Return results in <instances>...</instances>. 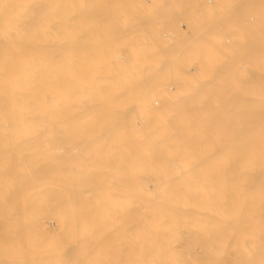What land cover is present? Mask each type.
I'll return each instance as SVG.
<instances>
[{
    "label": "bare ground",
    "instance_id": "6f19581e",
    "mask_svg": "<svg viewBox=\"0 0 264 264\" xmlns=\"http://www.w3.org/2000/svg\"><path fill=\"white\" fill-rule=\"evenodd\" d=\"M72 1L0 0V264H110L111 259V263L114 264H264V96L253 100L243 95L247 97V100L244 99L247 102L246 108V104L244 107H242L243 104H240L243 102L242 93L244 91L238 92V86H243L246 83L251 89L259 88L258 81L255 79L253 81L252 78H259L258 75L255 77V72L257 73L261 67L259 65L264 64V17L257 19L261 20L262 22H259L263 24L260 23V25L257 22L258 25H253L251 22L253 16L251 17L252 14L250 15L248 10L251 20L249 18L250 22L248 21L247 24L243 22L244 19H237L239 14L243 15V9L241 10L240 7L242 12H237L239 14L235 18L236 20H231L232 17H230L236 12L229 14L230 21L234 20V25L239 26L241 30L240 33L247 28L249 31V33L247 30V32L245 31L248 38L244 37L247 44L242 43L245 41L240 38L242 33L241 35L239 33V41L236 40L237 43L234 45L237 47L233 48L234 51L231 48L233 54H237L235 51L241 53L245 47V53H250L248 58L250 72L248 73L253 71V75L247 76L246 83L238 81L240 78H235L236 81L233 78L230 80L231 77L228 79L229 76L236 73L237 69L233 68L236 63L233 64V62L237 57L240 58L237 56L240 53L233 55V57H237L232 60V55L229 54L230 59L227 58L223 65L222 60H218L219 53L217 52L223 53L227 41H225L221 53L222 48L218 51L213 48L218 37L212 36V32H210V38L206 32L208 35L206 37L209 38L210 46H212L211 48L206 47L209 48L206 53L213 54L214 52L216 57L218 56L217 63L220 62V65L223 66L219 64L217 66L214 54V56H206V61L202 63L197 73H193L194 75H191L190 72L183 74L185 71L182 70V75L179 72L182 78L176 79L179 82L178 86L171 87L174 84L169 83L171 84L169 85V81H166V85L171 87L169 89L166 86V89L165 83L160 82L164 78L162 77V72L166 70L164 66L169 67L170 65L173 69V64L176 61L174 65H183L185 62L181 64L179 61L184 59L178 60L181 54L177 55L178 59L175 57V61L171 59L172 64H170L171 61H165L167 63L161 69H158V64L143 66L136 61L140 60L137 59L139 54L141 56L147 54L145 45L150 43L152 51H159L160 54L167 52L166 49H169L170 46L164 49L162 45L164 42L166 45L170 42L163 41L162 38L167 39L171 33L177 35L179 30L184 32V29L181 30L179 27V30L176 29L177 32H172L177 26L176 23L181 26L178 21L174 26L175 21L172 20V22L169 21L170 25L174 26L170 27L169 25L173 29L171 33H168L169 30L163 29L165 33L162 35L163 37H154L148 32L151 27L149 23L154 22L158 17L163 20L167 16L166 21L173 9L178 8L177 10H179L184 6L182 8L184 10L188 7L187 5L191 7L189 11L193 13L192 16L195 15V22L200 17L201 21L207 17V14L210 15V12L217 10L206 9L210 3L216 5L212 0H207L209 3L207 2L206 8L200 5L199 0H171L165 4L156 3L160 6L167 5L168 8L165 9L164 6H161V9L157 7L156 9L154 7L152 12L155 13L151 16L152 18H149L147 13H151L149 10L153 6L147 8L149 10L146 11V14H142L136 8H126L129 5L125 0L122 1L125 2L124 6L126 7L124 8L126 9L121 7L122 1L115 0L119 2L120 8L116 9L117 13L115 12L119 16L120 13L121 16H125L126 13H130V16L138 15L137 18H133L138 24L137 27L134 21L132 22L133 27L129 26L135 27L136 30L126 29L132 36V38H129L130 35L126 38H129L130 41L133 39L132 44L126 43L127 41L124 40L126 47H130L129 44L131 46L140 44L139 47L143 51H139L138 46V50L135 47V50L130 47L128 52L131 53V56L119 57V62L114 63H122L121 65L106 67L102 66L100 64L102 62L98 59L93 58L90 59L93 63L88 66L89 57L86 55V51L92 49L95 51L93 54L98 56V50H102V46L106 48L105 44L111 45L108 42L111 41L110 38L102 41L103 43L92 44L87 38H83V34L72 36L74 39L77 37L79 39V36H82L81 40L75 39V41L71 36H68L67 32H70V28L76 27H70L75 19L70 20L69 15L72 13L74 16L79 15L76 14L78 10L74 8L77 6L80 9L81 6L78 3L79 0L78 2L74 0L75 3ZM213 1L218 3L219 0ZM220 1H222L221 3L225 2L222 5L219 2L217 5L225 8L230 5L229 9L238 8V5L242 6L243 4L247 9H252L253 4L257 7L256 3H258L253 0L247 1V3L237 0H233L234 2L232 0H230L231 2H228L229 0ZM87 2L89 1L86 0ZM70 3L72 4L70 5ZM258 4L260 8L264 2ZM94 5L93 7H95ZM69 6L73 7H71V13H69ZM93 7L91 6L92 10ZM261 7L264 8L263 5ZM163 8L164 12L168 11V13H165V16L161 18ZM221 8L223 9V7ZM120 9L125 11V14L119 11ZM92 10L91 16L98 8L93 10V14ZM159 11H161V16ZM224 11L221 16L219 13L220 17ZM261 11L264 15V9ZM79 12L82 13L83 10ZM186 13L188 14V12H183L185 15ZM97 14L93 17H96ZM119 16L116 18L118 19ZM99 17L94 20H98ZM173 18L177 19L175 15ZM79 20L81 21V19ZM101 20H104V17ZM205 20L202 22L203 24ZM225 20H221L222 24ZM195 22L194 24L192 22L194 27L191 28L190 23L188 26L189 31H195L192 32V36L198 37L196 34L198 24ZM77 23H73V25H77ZM78 24L80 26L83 23L79 22ZM212 24H210L211 27ZM84 25L88 26L87 23ZM145 25H148V31ZM234 27L232 26V28ZM75 30L79 31L78 28L73 31L76 32ZM219 31L218 33H220ZM237 34L236 31V36ZM248 34L250 35L248 36ZM134 37L136 38L134 39ZM180 37V35L172 37V42L175 41L173 44L185 40L182 37L180 40ZM212 38L213 43L211 42ZM225 38L227 39V37ZM228 38L230 40V37ZM234 39L232 40L233 44L235 43ZM155 40L160 44L154 43ZM209 40L205 39L202 42ZM124 41L121 42L124 43ZM122 43L119 46H125ZM112 44L115 45V42ZM241 44H244V48ZM177 45L179 44L177 43ZM186 45H189L188 42ZM217 45L219 46L218 43ZM228 45L233 46L232 44ZM228 45L225 50L229 48ZM218 46L217 48H220ZM171 47L177 48L173 45ZM172 48L169 51H173ZM176 48L175 50H177ZM237 48L238 50H236ZM191 50L193 49L191 48ZM196 51L198 52V50ZM228 53L230 52L228 51ZM143 56L141 60L145 59L142 61L152 60ZM174 56L176 54L171 58L174 59ZM211 57L213 58L211 59ZM121 59L123 61H120ZM160 60L164 64L163 58ZM213 61L216 65L211 64ZM240 61L242 62L239 60L237 63ZM72 62L73 64H71ZM141 65L144 67L143 70H140L143 68ZM180 65L178 68L175 66V70H172L173 73L181 71L178 70ZM262 66L259 69H263V72H260L261 80L264 79L261 74L264 73V65ZM222 67L226 70L223 71ZM184 68L186 69V67ZM242 68H240V72ZM138 70L141 72L137 73ZM222 71L227 72L223 77H221ZM219 73L223 79H218ZM230 73L233 75H229ZM72 76L74 79L71 82ZM163 76L166 77L165 74ZM225 77H227L226 80ZM179 79L181 82L178 81ZM172 81L175 80L172 79ZM259 85L264 90V81ZM253 91L254 88L251 91V98L254 97ZM262 92L264 93V91ZM156 97L158 103L155 101ZM228 104H230L229 108H227ZM243 108H245L244 111L247 110L246 113L244 112L245 114L236 112L238 109L239 112H242L240 109L243 110ZM223 109L227 110L224 112ZM211 128H213L212 133L210 132ZM85 131L91 133L87 135L88 137L85 134L88 140L86 137L84 140L86 139L88 144H97V146L102 144L101 148H106L105 145H110L111 142L116 145L128 141L131 152L127 155L131 156V160L125 155L126 153L121 155H125L128 162L131 161L130 165L127 163L130 168L127 174L131 173L133 177L130 174L129 180L124 179L125 176L120 177L123 178L122 180L116 179L117 176L114 177L116 180L108 177L106 178L109 180L105 177L103 178L105 180L102 177H100L101 179L91 177V179L86 173L89 178L86 176L88 179H84L79 171L76 176L81 175V179L78 176L79 179L74 177L69 181L67 178H61L60 176L63 174L59 169H65V166L69 165L68 156L64 153L66 149L68 150L66 148L68 143L72 141L73 137L77 142L80 136V141L83 140L82 136ZM71 133L75 136H72ZM224 133H229L230 136L229 142L227 139L224 142L227 144L225 146H223ZM207 134L212 136L210 139L217 135V137H223L222 142L220 140L217 143V139H209V143L215 141L213 143H217L215 144L217 146L207 147V143L205 144L208 140ZM127 136H130L129 139H126ZM73 143L75 144V142ZM74 144L71 146L73 147ZM78 144L77 146H79ZM1 147L5 149L4 155H1L4 151L3 148V151L1 150ZM11 147H18V149H14V151ZM117 147L119 149V146ZM120 148L123 149L121 146ZM206 149L212 150V155L211 152L209 154L214 156V159L222 157L221 164L220 161L216 163L217 160H212L215 161L216 167L221 166L220 170L212 171V163L207 165L211 170L208 167L209 171L203 168L206 164L204 162V165L199 160ZM121 152L117 153L114 150L116 154ZM206 153L203 155L204 158H206ZM107 154L112 153L110 151V154L108 152ZM115 157L113 158L115 159ZM123 159L120 158L121 162ZM81 163L80 161V166H82ZM121 164L124 165V163ZM75 166L78 168L76 164ZM114 170L113 172H115ZM120 170L121 175L122 168ZM64 174L66 173L64 172ZM210 174L211 176H209ZM69 175L71 174L69 173ZM126 214H130L129 217ZM114 217L118 218V221ZM51 221L58 224V229H51L49 226ZM125 221L129 226L127 223L125 224ZM121 231H123L122 236H120ZM124 231L128 235H125ZM116 232L117 234L120 232L116 235L117 238L120 237L118 238L121 240L120 246L125 249L120 250L118 245V250L123 252L119 255L121 257L118 256V259L113 257L114 260L111 255L113 249L111 247L116 239V236H112ZM128 253V257H125Z\"/></svg>",
    "mask_w": 264,
    "mask_h": 264
},
{
    "label": "rangeland",
    "instance_id": "374dc122",
    "mask_svg": "<svg viewBox=\"0 0 264 264\" xmlns=\"http://www.w3.org/2000/svg\"><path fill=\"white\" fill-rule=\"evenodd\" d=\"M73 1H74V0H73ZM73 1H72V3H75V2H73ZM83 1H84L85 3H84ZM88 1H89L90 3H89V2L86 3V0H82V1L79 0V2H78V0H77V2L80 3L81 6H82V7H81V6L79 7L80 9H78L77 6H76V7H77V8H76L75 6L72 5L73 7H75L74 9L78 10V11L76 12V10L73 9L74 12H76V14H79V15H77V16L75 15V16H74L73 13H72V15H71V14H70V15L68 14V15H69V18L71 17L70 20H74V19H75V20H74L75 22L73 21L72 24H70V27H73V26L75 27V26H76L75 28H78L79 31H76V30H75L76 32H74L73 30H74L75 28H74V27H73L74 29L70 28V30H69L70 32H67V34H69L68 36H69V37L71 36V38H72V36L75 37V36H74L75 34H79V35H80V34H81V35L83 34V35H82L83 38H85V39L87 38L90 42H92V44H94V43H96V42L98 43V42H102V41H104V40H108L109 38H110L109 40H111V41L113 40L112 42H111V41H108L109 43H111V45L108 46V44H105V45H107L106 48H104L105 46H104V47L102 46V48H101L102 50H98V56H95V55L93 54L95 51L92 50V49H88V50L86 51V55L89 57V58H88V63H87L88 66H89L90 64L93 63L92 60L90 61V59H92V58H93V59H98L100 62H102V63H100V62H99V63H100L102 66H105V67H106V66H112V65H121L122 63H121V64H114V63H118V62H119V60H118L119 57H124V56H125V57H128V56H131V53L128 52V51H130V50H129L130 47H131L132 49H134V50H135V48H136V50L140 49L139 51H143V50L139 47L140 44L137 45L139 48H138L137 46H134V45H132L133 47L131 46V44H132L131 42H132L133 39L130 41L129 38H132V36L130 35L129 31H127V30H131V29H135V30H136L135 27H134V28H131V27H129V26L134 25V24L132 23L133 21H134V23H135V20H133V18H134V19L137 18V16H138L137 14H136L137 16L132 15V14H131L132 16H130V13H126V14H128V15H126V14L124 13L125 11H121V9H120L119 11H121L123 14H125V16H124V15L121 16V13H120V16H119L118 14H116V13H117V10L120 8V6L118 5V4H119V2H118L119 0H118V1H115V0H114L115 2H114L113 0H91V1L88 0ZM120 1H122V0H120ZM125 1H126V4L128 3L129 6H127V7L124 6V5H125V2L122 1V3L124 2V4L120 3V5H121V7L123 6V7H122L123 9H126V8H128V7H129V8H136V10H137V11H140V13H142V14H146V11L148 12V10H149V9H147V8H150V6H151V7L153 6V7L150 8L149 11H151V13H153L152 11L154 10V9H153L154 7H155V8L157 7L158 9H159V8L161 9V8L164 6V5H161V6H162V7H161L160 5H157L156 3H158V4H162V3H163V4H165L166 2L171 1V0H125ZM199 1L202 3V4L200 3V5H202V6L205 7V8H206V4H207V2L209 3V1H207V0H199ZM215 1H216V0H215ZM237 1H238V2L245 1L246 3H247V1L250 2V0H237ZM253 1L258 2V3H259V2H260V3L264 2V0H253ZM253 1H252V3H253ZM70 2H71V1H70ZM77 2H76V3H77ZM81 2H82V3H81ZM112 2H113V3H112ZM180 2H181V1H180ZM205 2H206V3H205ZM212 2H213V4H216V5L214 6V5H212V3H210V4L207 5V8H206V9H210V11H212V10H214V9H217V10H216V11L214 10L215 12H210V15L207 14V17L204 15V17H206V18H203V17H202L203 19H202L201 21H200L201 17L199 16V17H200V18H198L199 21L196 19L197 21L195 22V19H194V18H195V15L192 16L193 13H191V11H189V9L191 10V7H189V5H187L188 7H186V5H185V7H186V9H184L185 11L182 10V8H184V6L181 7V8L179 9V10H180V11H179V10H177L178 8H176L175 6L172 5L174 8H176L175 10L178 12V14H177V12H176L174 9H173V10L171 9V10H172V14L170 13L171 15H170V17H168L169 19L165 21V18L167 17V16H165V13H168V11H167V12H164V8H163V9L161 10V11L163 12L161 15H163V16L160 15L161 11H159V15L161 16V18L165 16L163 20H160V19H159L160 17H158V16L155 15V16L158 17V18H157L156 20H154V22L149 23V25H151V27L149 28V31L147 30V26H148V25H145V26H146V30H147L148 32H150V34L154 35V37H159V36L163 37L162 35L165 34L164 31H163V29H164L165 31H168V30H169L168 33H171V30H173V29L170 28V27L173 26V24L171 23L172 25H170V22H172V20L175 21V22H174V26H175V23H176L177 21H178V23L181 24V26H179V24L176 23L177 26H175V28H174L175 30H173L172 32H177V30H179L180 28H181V30L184 29V32L181 31L182 33H181L180 30H179V32L177 33V35H175L176 33H175L174 35H173V33H171V34H169V35H168V33H166V35L169 36V37L167 38L168 40H167L165 37H163L164 39L162 38L163 41L166 40V42H170V43H167V45H166L165 42L163 43L162 47H163L164 49H166L167 46H168V47L170 46L169 49H171V48H172L171 46L173 45V47H174V46H177V48L175 47L177 50H175V48H172L173 51H171V50L169 51V49H166V50H167V52H166V51L163 50V48L161 47L162 50L165 51L166 53L164 52L163 54H162V53L160 54L159 51H156V52L152 51V45H151V43H150V44H147V45H145V51L147 52V54L145 53L146 55L144 54V56L147 57L148 59H152V60H148V62H147V61H142V60L145 59V58H144V59L141 60V58H142L143 55L141 56L140 54L138 55V54L136 53V54L139 56L137 59H138V60H139V59L141 60V62H140V60H139L138 62L136 61V63H139V64L141 63V64H143V66L158 64V65H157V66H158V69H161V68L165 65V63H167V62H165V61H171L170 64H172V60L175 61L176 59H178V56L181 54V56H179L180 58H179L178 60L184 59V60L179 61L181 64H183V63L185 62L183 65H180V64H179V65H180V69H178V70H181V71H177V69H176L177 72H175V73H173L174 71H172L173 69L175 70V66H177V68H178L179 65H174V64H176L177 61H176V62L173 61V62H174V64H173V69H172V66H170V65H169V67L166 66V65L164 66L165 69H166V70H165V69H164V70H165L166 72H165V71H164L165 73L162 72V77H164V78L160 77V78H162V79L160 80V82L162 81V83H165V88H166V86L169 87V89H170L171 87L178 86L179 82H177L176 79H178V78L181 79V78H182V77H180V76L182 75L183 71H185L183 74H185V73H186V74H189V72H190L191 75H194L195 73H197V71L199 70V68H200V66L202 65V63H203L204 61H206V56H211V55H212V56L215 55L216 60H214V59H213V60L216 62L217 66H218V64L220 65V62L217 63L218 60H222L221 62H223L222 64L224 65V62L227 61V58L230 59V57H231V56H228L229 54L232 55L231 60H232L233 58H236L237 56H239V57L241 58V59H240V58L237 57V59L242 60L243 63H242L241 61H240V63H237V62L239 61V60L237 61V59H234V62H233V64L236 63L235 66H233V68L235 67V69L238 70V71L236 70V73H235L234 75H238V74H239L240 76H239V75H238V76H234L232 73H230L229 75H233V76H234V77H233V76H229V75H228V76H229L228 79L231 77L230 80L233 78V79L236 81L238 78H240V79H238V81L241 80V81H243L244 83H246V81H248V79H247L248 77H247V76H248V75L250 76V74L253 75V71H251L250 74L248 73V72H250V70H249L250 65H249V63H248V62H249L248 58H249V54H250V53L247 54V53H245V51H244L245 48H246V47L244 48V44L246 43V40H245L244 37L246 36L245 34H246V32L248 31V28L245 29V30H243L244 32H241L243 37L240 36V38H241V39H244V41H245V42L242 41V43H244V44H241L242 47L244 48V50L241 48L243 51L240 49V50H241V53L239 52L240 54L238 53V51H235V52H237V54H239V55H237V54L234 52L237 56H236V57H233V55L235 56V54H233V52H231V51H232V50L234 51V49L237 47V46L234 47V45H236V43L239 41L238 38H239V33H240L241 30L239 29V26L237 27V26L234 25V20H233L232 22L230 21V17H232L231 20L237 18V15L239 14V13H237V12H242L241 10L243 9V12H242L243 15L240 16V14H239V17H238L237 19L240 18V20H241V19H242V20L244 19L245 21L247 20L246 22L243 21L244 23L247 24L248 21L250 22L251 17L253 16L252 19L254 20V22H253V20H251L252 24H253V25H258V23L260 24L262 21H261V20H257V19H259V18H262V19H263V17H264V15H262L263 11H261V10L264 9V8L261 7L262 5H263V7H264V4H262V5L260 4V5H261L260 8L258 7V5H259L258 3H256V4H257V7H256L255 4H253L252 9H250L249 7H248L249 9H247V7H246V6H243V5H244V4H243L242 6L238 5V8L233 7V8L235 9V10H234V9H229V8H228L230 5H229V6L226 5V6H228V7H226V8H225L224 6H219V5H217L219 2H220V3L222 2V1H220V0L218 1V3H217V1L214 3L213 0H212ZM224 2H225V1H224ZM224 2H223V3H224ZM228 2H231V1L229 0ZM232 2H234V1L232 0ZM245 2H244V3H245ZM255 2H254V3H255ZM72 3H70V5H71ZM78 3H77V4H78ZM83 3H84V5H86V6H84ZM92 3H93V5L95 4V5H94L95 7H93V5H90V4H92ZM111 3H112V4H111ZM115 3H116V4H115ZM203 3H204V4H203ZM223 3H221V5H222ZM80 4H78V5H80ZM88 4H89V5H88ZM155 4H156V5H155ZM74 5H75V4H74ZM114 5H115L116 8L114 7ZM72 6H71V7H72ZM89 6H90V7H89ZM91 6L93 7V10H94V11L98 8V10H97L98 12L95 11L94 15H92V16H91V10H92ZM112 6H113V7H112ZM117 6H119V7H117ZM178 6H179V5H178ZM208 6H209V8H208ZM212 6H213V7H212ZM231 6H232V5H231ZM250 6H251V5H250ZM254 6H255V7H254ZM71 7L69 6V8H70V12H69V13H71ZM73 7H72V8H73ZM124 7H126V8H124ZM164 7H165V9L168 8L167 5H165ZM199 7H200V6H199ZM216 7H218V8H216ZM221 7H223V9H222ZM239 7H240L241 10L239 9ZM84 8H85V9H84ZM89 8H90L91 10H90ZM117 8H118V9H117ZM157 8H156V9H157ZM213 8H214V9H213ZM219 8H221V9L218 10ZM224 8H225V11H224ZM227 8H228L229 10H228ZM245 8H246V9H245ZM116 9H117V10H116ZM123 9H122V10H123ZM146 9H147V10H146ZM152 9H153V10H152ZM226 9L229 11V13L227 12ZM236 9H237V11H236ZM253 9H254V10H253ZM256 9H258V10L256 11ZM82 10H83V12L80 13L79 11H82ZM93 10H92V14H93ZM108 10H109V11H108ZM114 10H115V11H114ZM171 10H169V11L171 12ZM181 10H182V11H181ZM222 10L224 11L225 14L223 13L224 16L222 15V17H220L221 14H222V12H223ZM245 10H246V13H245ZM247 10H248L250 13H249ZM251 10H252V12H251ZM88 11H89V12H88ZM107 11H108V12H107ZM113 11H114V13L116 12L115 15L113 14ZM119 11H118V12H119ZM165 11H166V10H165ZM221 11H222V12H221ZM255 11H256V13H255ZM259 11H260V12H259ZM156 12H157V11H156ZM180 12H181V14H180ZM183 12H184V13H185V12H188V14L186 13V15H185V14H183ZM231 12H232V13H235V12H236V13H235L236 16H235L234 14H232ZM258 12L260 13L259 15H258ZM86 13H87L89 16H88ZM96 13H98L99 16L102 15V14H103V15L99 17L98 14H97L96 17H93V16H95ZM151 13H150V14H149V12L147 13V15L149 16V18H150L151 16H153L155 12H154L152 15H151ZM189 13H190L191 15H190ZM213 13H214V14H213ZM216 13H217V14H216ZM219 13H220V16H219ZM230 13H231L232 15H230V17H229V14H230ZM244 13H245V14H244ZM248 13H249L250 15L252 14L251 17L248 15ZM82 14H83V16H82ZM110 14H111V15H110ZM112 14H113L115 17H114ZM134 14H135V12H134ZM176 14H177V15H176ZM85 15H86V16H85ZM157 15H158V13H157ZM166 15H168V14H166ZM172 15H173V16H172ZM174 15H175L176 18L179 16L178 18H182V17L185 18V17H186V19H183V18H182V19H178V18H177V19H178V20H177V19L173 18ZM181 15H183V16H181ZM214 15H215V16H214ZM217 15H218L220 18H219ZM225 15H227V16L225 17ZM106 16H107V17H106ZM112 16H113V18H112ZM117 16H119L118 19L116 18ZM134 16H135V17H134ZM144 16H146V15H144ZM184 16H185V17H184ZM201 16H202V15H201ZM208 16H209V17H208ZM76 17H77V18H76ZM78 17H79V18H78ZM92 17H93V18H92ZM97 17H99L98 20H94V19H96ZM103 17H104V20H101V19H103ZM146 17H147V16H146ZM189 17H190V18H189ZM196 17H197V16H196ZM217 17H218V18H217ZM224 17H225V18H224ZM227 17L229 18V20H228ZM233 17H234V18H233ZM245 17H247L248 19L245 18ZM256 17H258V18H256ZM115 18H116V19H115ZM119 18H120V19H119ZM149 18H148V19H149ZM151 18H152V17H151ZM171 18H172V19H171ZM188 18H189V19H188ZM191 18H192V19H191ZM216 18H217V19H216ZM249 18H250V20H249ZM255 18H256V19H255ZM77 19H78V20H77ZM79 19H81L82 22H81ZM82 19H84V20H82ZM138 19H139V17H138ZM145 19H146V18H145ZM148 19H147V20H148ZM158 19H159V20H158ZM166 19H167V18H166ZM174 19H175V20H174ZM205 19H206L207 21H206ZM219 19H221L222 21H223V19H226V20H225V21L223 22V24H222V21L219 20ZM87 20H88V21H87ZM179 20H180V21H179ZM188 20H189V22H188ZM193 20H194V21H193ZM204 20H205V22H204V24H203L202 22H203ZM211 20H213V21H215V22L212 24L213 21L210 22ZM218 20H219V21H218ZM235 20H236V19H235ZM77 21H78V23L80 22V24L83 23L82 25H80V26H82L83 28L79 26V24L77 23ZM83 21H85V22H83ZM106 21H107V22H106ZM137 21H138V20H137ZM137 21H136V22H137ZM167 21H168V22H167ZM169 21H170V22H169ZM184 21H185V22H184ZM228 21H229V22H228ZM259 21H261V22H259ZM187 22L190 23L191 28H192V26L194 27V25H192V22H193V24H194V22H195V24H198V25L196 26V27H198V30L196 31V34L198 35L199 39H198V37H196V36H192L193 33H194L195 31H194V32L192 31L193 33H192L191 31H189L190 28H189V26H188L189 24H188ZM200 22H201V23H200ZM217 22H219V23H217ZM236 22H237V21H236ZM238 22H239V21H238ZM257 22H258V23H257ZM73 23H74V24L77 23V25H78L80 28H79L77 25H73ZM84 23H85V24L87 23L88 26L84 25ZM130 23H132V24L130 25ZM137 23H138V22H137ZM168 23H169V24H168ZM205 23L209 25V26L207 25V27H209V28H207V27L204 28V27L206 26ZM225 23H226L227 25H226ZM230 23H231V24H230ZM240 23H242V22H240ZM254 23H255V24H254ZM201 24H202V25H201ZM210 24H212L213 26L211 27ZM215 24H216V25H215ZM220 24H221V25H224V24H225V25H224V26H221ZM229 24H230V25H229ZM242 24H243V23H242ZM261 24H263V23H261ZM261 24H260V25H261ZM83 25H84V26H83ZM136 25H138V24L135 23V26H136ZM143 25H144V24H143ZM166 25H167V26H166ZM169 25H170V27H169ZM161 26H165V27H161ZM174 26H173V27H174ZM214 26H215L216 28H215ZM218 26H219V27H218ZM232 26H233V27L235 26V27L232 28ZM245 26H246V25H245ZM122 27H124L125 30L122 29ZM128 27H129L130 29H129ZM132 27H133V26H132ZM136 27H137V26H136ZM167 27L170 28V29H168ZM179 27H180V28H179ZM210 27H211V28H210ZM225 27H226V28H225ZM177 28H178V29H177ZM201 28H202V29H201ZM203 28H204V29H203ZM213 28H215V29H213ZM223 28H224V29H223ZM231 28H232V29H231ZM71 29H72V31H71ZM82 29H84V30L82 31ZM126 29H127V30H126ZM176 29H177V30H176ZM205 29H206V30H205ZM208 29H209L210 31H209ZM212 29H213V30H212ZM235 29H236V31L238 32L237 36H236V31H235ZM237 29H239V30H237ZM110 30L112 31L111 33H110ZM186 30H187V31H186ZM194 30H195V29H194ZM203 30H204L205 33L203 32ZM215 30H216V31H215ZM219 30H220V31H219ZM223 30H224V31H223ZM233 30H234V31H233ZM246 30H247V31H246ZM84 31H85V32H84ZM198 31H200V32H202V33H199ZM208 31H209V32H208ZM213 31L215 32L216 35L214 34ZM218 31H219L220 33H218ZM221 31H222V32H221ZM229 31H230V33H229ZM245 31H246V32H245ZM73 32H74V33H73ZM88 32H90V33H88ZM206 32H207V34H209V37H210V35H211L210 32H212V36L214 35V36L218 37V39L216 38L217 41H215V38L213 37V38H214V41H215V42H214V45L216 46V47L213 46V48H214V49L216 48L217 51H218L219 49L222 48V50H221V53H222V51H223V47L225 46V45H224L225 41H227V42H226V46H227L228 44H232L233 46L228 45L229 48H228V47H227V48L230 49V50H228V49L225 50V47H226V46H225V47H224V51H223V53H222V54H224V55L220 54V51H218L217 53H219V55H218V56H219V59L217 58L218 56L216 57V54H214V52H213L214 55H213V54H207V53H206V50L209 51V48H211L212 46H210L211 43H210L209 38L207 39L208 35L206 34ZM216 32H217V33H216ZM232 32H233V33H232ZM72 33H73V34H72ZM109 33L111 34V36L109 35ZM222 33H224V34H222ZM227 33H228V34H227ZM241 33H240V35H241ZM247 33H249V31H248ZM257 33H259V32H257ZM257 33H256V34H257ZM86 34H87L88 36H87ZM92 34H93V36H92ZM105 34H108V35L106 36ZM196 34H194V35H196ZM200 34H201V35H200ZM225 34H226V35H225ZM229 34H230V35H229ZM129 35H130L131 37H130ZM134 35H135V34H134ZM179 35L182 37V39H185L186 41L183 40L184 43H183L182 41H177L175 44H173L175 41L172 42V37L179 36ZM182 35H183V36H182ZM206 35H207V37H206ZM220 35H221V37H220ZM222 35H223V37H222ZM234 35H235V36H234ZM249 35H250V34H248V36H249ZM258 35H260V34H258ZM82 36H79V39L82 38ZM94 36H97V37H94ZM102 36H104V37H102ZM112 36H113L114 38H113ZM127 36H129V38H126ZM171 36H172V37H171ZM189 36H192L191 38H193V39H191ZM202 36H203V38H201ZM204 36H205V37H204ZM100 37H101V39H103V40H101ZM107 37H108V38H107ZM181 37H180V40H181ZM184 37H185V38H184ZM188 37H189V39H188ZM225 37H227V39H226ZM228 37H230V40H229ZM256 37H258V36H256ZM106 38H107V39H106ZM135 38H136V37H134V39H135ZM200 38H201V39H200ZM204 38H205L206 40H209V41H205V42L203 43L202 40H205ZM210 38H211V37H210ZM213 38H212V41H211L212 43H213ZM220 38H222V39L219 41ZM223 38H224V40H223ZM234 38H235V39H234ZM247 38H248V37L246 36V39H247ZM72 39H73L74 41H75V39H76V40H79L78 37L75 38V39H74V38H72ZM126 39H128V40H126ZM187 39H188V40H187ZM233 39L235 40V43H234V44L232 43V40H233ZM257 39H258V38H257ZM259 39H260V36H259ZM259 39H258V40H259ZM68 40H70V39H68ZM73 40H71V41H73ZM80 40H81V39H80ZM122 40H123V41H124V40L127 41L126 43H131V44H129L130 47L127 46V47H128L127 50H126L127 47H126V45H125L126 43H125V41H124V43H122V42H121ZM136 40H137V39H136ZM178 40H179V38H178ZM236 40H237V42H236ZM71 41H70V42H71ZM86 41H87V40H86ZM89 41H88V43H89ZM128 41H129V42H128ZM196 41H198V42L196 43ZM199 41H201V43H199ZM223 41H224V42H223ZM108 42L106 41V43H108ZM114 42H115V45L112 44V43H114ZM117 42H118L119 44H118ZM155 42H157V44H160V42L157 41V40H155L154 43H155ZM171 42H172V43H171ZM179 42H180V43H179ZM187 42H188L189 45H186ZM189 42H190V43H189ZM192 42H193V43H192ZM194 42H195V43H194ZM206 42H207V43H206ZM220 42H221L222 44H221ZM229 42H231V43H229ZM233 42H234V41H233ZM259 42H260V41H259ZM102 43H103V42H102ZM104 43H105V42H104ZM120 43L124 44L125 46H122V45L119 46ZM177 43H178L179 45H177ZM217 43L219 44V46L217 45ZM90 44H91V43H90ZM133 44H135L134 41H133ZM136 44H137V43H136ZM180 44H181V45H180ZM196 44H197V45H196ZM204 44H205L206 46H205ZM246 44H247V43H246ZM127 45H128V44H127ZM182 45H183V47H182ZM184 45H185V47H184ZM191 45H193V47H190ZM241 45H240V46H241ZM92 46H93V45H92ZM113 46H114V47H113ZM178 46L181 47V48H183V49L180 48V50H182L181 52H180ZM188 46H189V47H188ZM199 46H200V47H199ZM204 46H205V48H204ZM217 46L220 47V48H217ZM245 46H247V45H245ZM88 47H89V46H88ZM108 47H110V49H108ZM123 47H124V48H123ZM134 47H135V48H134ZM168 47H167V48H168ZM206 47H209V48H206ZM89 48H92V47H89ZM95 48H96V47H95ZM97 48H98V47H97ZM99 48H100V46H99ZM137 48H138V49H137ZM191 48H192L193 50H191ZM194 48H195V49H194ZM200 48H201V49H200ZM231 48H232V50H231ZM233 48H234V49H233ZM103 49H106V50H103ZM96 50H97V49H96ZM125 50H126V51H125ZM183 50H187V51H183ZM188 50H189V51H188ZM196 50H198L199 53H198ZM227 50H228L230 53H228ZM236 50H238V48H237ZM103 51H104V52H103ZM145 51H144V52H145ZM178 51H179V52H178ZM208 51H207V52H208ZM214 51H215V50H214ZM134 52H135V51H134ZM168 52H169V53H168ZM171 52L173 53L172 55H171ZM174 52H177V53H174ZM185 52L187 53L186 55H185ZM194 52H195V55H194ZM224 52L227 53V54L225 55ZM242 52L245 53V54H243ZM136 54H135V56H137ZM169 54H170V55H169ZM175 54H176V56H174V59L171 58V56H173V55H175ZM182 54H183V56H182ZM188 54H189V56H188ZM205 54H206V55H205ZM246 54H247V55H246ZM177 55H178V56H177ZM191 55H193V56H191ZM144 56H143V57H144ZM185 56H186V57H185ZM221 56L224 57V58H222ZM175 57H177V58L175 59ZM183 57H184V58H183ZM158 58H160V59L163 58V60H164V64H163V61L161 62V60L158 59ZM169 58H170V59H169ZM185 58H186V60H185ZM212 58H213V57H211V59H212ZM119 59H120V58H119ZM157 59H158V60H157ZM166 59H167V60H166ZM171 59H172V60H171ZM211 59H210V61H211ZM217 59H218V60H217ZM224 59H225V60H224ZM120 61H123V59H121ZM156 61H158V62L156 63ZM214 61L211 62L212 65L215 64ZM90 62H91V63H90ZM142 62H144V63H142ZM146 62H147V63H146ZM182 62H183V63H182ZM196 62H197L198 64H197ZM230 62H231V61H230ZM94 63H95V62H94ZM231 63H232V62H231ZM231 63H230V64H231ZM71 64H73V62H72ZM130 64H131V63H130ZM177 64H178V63H177ZM216 64H215V65H216ZM226 64H228V63L226 62ZM233 64H232V65H233ZM242 64H243V65H242ZM244 64H247V65L244 66ZM259 64H260V63H259ZM93 65H94V64H93ZM134 65H135V64H134ZM196 65H197V66H196ZM223 65H220V66H223ZM232 65H231V67H232ZM262 65H264V64H261V65H259V66L263 67ZM136 66L138 67V66H140V65H136ZM143 66L141 65V68H142ZM225 66H226V65H225ZM237 66H238L239 69L237 68ZM242 66H243V68H242ZM246 66H247V69H245ZM166 67H167V68H166ZM184 67H186V69H185ZM229 67H230V65H229ZM261 67H260V68H261ZM145 68H146V67H145ZM183 68H184V69H183ZM222 68H223V67H222ZM240 68H242V69H241V72L239 71ZM260 68H259V69H260ZM143 69H144V67H143L142 69H140V70H143ZM187 69H188V70H187ZM190 69H191V71H189ZM223 69H224V68H223ZM223 69H222V70H223ZM235 69H234V70H235ZM259 69H258V71H257L258 74L255 72V77L258 75L259 78H258V77H256V78H258V79H256V78H252L253 81H255V80L258 81V87H259V88L256 87L257 89H255V87H253V88H254V91H253V92L255 93V94L253 93L254 97L252 96V98H251V96H250V95H251V91H252L253 88L251 89V87H250L249 85H247L248 83L244 84L243 86L241 85L242 87H241V86H240V87L238 86V92L240 91V92L242 93V90L245 92V93H244V92L242 93V97H243L242 100H243V102H244V103H243V102L241 101L242 103H240V104H243L242 107H244V104L247 103V102L244 101V99L247 100V97H246V96H248V99H253V100H254V98L257 99V98H260V97H263V96H264V93L262 92V91H264V90L262 89L261 85H259V83L261 84V83L264 81V79L261 80L262 78H261V75H260V72H263V69H261L262 71L259 70ZM182 70H183V71H182ZM225 70H226V69H224L223 71H225ZM228 70H229V69H228ZM232 70H233V69H232ZM234 70H233V71H234ZM156 71H157V70H156ZM186 71H188V72H186ZM193 71H194V72H193ZM223 71H222V72H223ZM242 71H245V72L242 73ZM135 72H136V71H135ZM139 72H141V71L138 70L137 73H139ZM148 72H149V71H148ZM167 72H168V73H167ZM179 72H180V73L182 72L181 75H180ZM222 72H221V73H222ZM229 72H230V70H229ZM239 72H240V73H239ZM166 73H167V74H166ZM172 73H173V74H172ZM176 73H177V74H176ZM193 73H194V74H193ZM221 73H219L218 79H220L221 77H223V75H225L224 73L227 74V72H223L222 75H221V77H220V74H221ZM233 73H234V72H233ZM237 73H238V74H237ZM164 74L166 75V77L163 76ZM261 74H263L262 77H264V73H261ZM241 75H242V76H241ZM169 76H170V77H169ZM72 77H73V78L71 79V82H72L73 79H74V76H72ZM172 77H173V78H172ZM241 77H242V78H241ZM165 78H166V80H165ZM169 78H170V80H169ZM235 78H237V79H235ZM167 79H168V80H167ZM172 79L175 80L174 82L172 81L173 83L171 82ZM180 79H179L178 81L181 82ZM221 79H223V78H221ZM224 79L226 80L227 77H225ZM254 79H255V80H254ZM182 80H183V79H182ZM166 81H169L168 84L171 83V84H174V85H172V86L170 87L169 85H171V84L166 85V84H167ZM250 82H251V81H250ZM175 84H176V85H175ZM244 87H245V89H244ZM248 87L251 89V91H250V89L248 90ZM260 87H261V88H260ZM263 87H264V86H263ZM165 88H164V90L166 91L167 88H166V89H165ZM169 89H168V90H169ZM239 89H241V90H239ZM260 89H261V91H260ZM174 90H175V88H174ZM255 90H257V91L255 92ZM258 90H259V91H258ZM257 92H258V93H257ZM247 93H249V95H247ZM256 93H257V97H256ZM262 93H263V94H262ZM259 94H260V95H259ZM243 95H246V96H243ZM258 95H259V97H258ZM261 95H262V96H261ZM249 96H250V97H249ZM240 97H241V96H240ZM240 97H239V98H240ZM157 100H158V99H157V97H156V100H155V101L157 102ZM157 103H158V102H157ZM240 104H238V105H240ZM229 105H230V104L227 105V108H229ZM157 107H158V106H157ZM238 107H239V106H238ZM240 107H241V105H240ZM240 107H239V108H240ZM245 107L247 108V104L245 105ZM244 109H245V108H243V110L240 109L242 112H239V109L236 110V112L238 111L237 113H239V114H242V113L245 114V113L247 112V110L244 111ZM224 110L226 111L227 109H223V111H224ZM230 110H231V108H230ZM225 111H224V112H225ZM228 111H229V110H228ZM196 112H198V111H196ZM231 112H232V110H231ZM244 112H245V113H244ZM173 113H174V111L172 112V114H173ZM178 113H180V112H178ZM175 114H177L176 111H175ZM209 127H210V126H209ZM211 127H212V126H211ZM224 127H225V126H224ZM212 129H213V128H211V130L209 129L211 133H212ZM209 130H208V131H209ZM227 130H228V129H227ZM86 132H87V131H85V133L83 132L84 134L82 133V134L84 135V136H82L83 140H84V138H85L87 135H90V133H91L90 131H89L88 133H86ZM73 133L76 134V132H73ZM75 134H73V135L75 136ZM82 134H81V135H82ZM85 134H86V136H85ZM209 134H210V133H209ZM71 135H72V133H71ZM73 135H72V136H73ZM76 135L79 136L78 134H76ZM210 135H211V134H210ZM210 135L207 134V139H208V140H207V142H205V144L207 143L206 146H207V147H211V148H212L213 146H214V147L217 146V145H215V144H217L218 142H220V140H221V142H222V138H223V137H225V138H224L225 140L223 139V140H224V141H223V144H224V142L227 141V140H228V142H229V139H230L229 133H228V134H227V133H226V134L224 133L225 136L222 135V136H223V137L221 136L222 138L217 137V136H218V135H217L215 138L210 139V138L212 137V136H210ZM208 136H209V138H208ZM80 137H81V136H80ZM80 137H79V139H77L78 142L80 141ZM87 137H88V136H87ZM87 137H86V138H87ZM129 137H130V136H127L126 139H129ZM227 137H228V138H227ZM73 138H74V137H73ZM73 138H72V141H70V143H68V147H66V148H68V150L66 149L65 152H64L65 155L68 156V160H67V162H68L69 165H66V166H65L66 168L64 167L65 169H59V170H62V174H63V175L61 174L62 176H60V174H59V176H60L61 178H65V179L67 178V180L69 181V180L74 179V177H75V179H76L77 176H78L80 179H81V177L85 179V178H87V177L89 176L90 178L92 177V178H94V179H98V178L101 179L100 177H102V179H103L104 177H105V178L108 177L109 179L112 178L113 180H116V179H120V180H122L123 178H120V177H121V176H123V177L125 176L124 179H126V178H127L128 180L130 179V178H129V177H130L129 175H130L131 173H128V174H127V172L130 171V170H129L130 168L128 167V164H127V163H129V165H130V164H131V161L128 162V160H127V158H126V156H125V155H127V154H129V153L131 152V151L129 150V147H128V146H130V143H129V145H128V141H124V143L127 142V143H125V145L127 144L126 146L124 145V143H122V144H121V143L116 144L117 146H119V149H118V147H117L115 144H113L112 142H111V144H110L111 146H110V145H105V144H104V145L107 146V147H106V148H101V147H102V144H98V146H97V144H95V145H94V144H88V142L86 141V139H85L84 141L81 140V141H83V143H81V141H80V143L78 144V142H77V141H74ZM82 138H81V139H82ZM218 138H219V140H218ZM209 139H210V140H214V139L216 140V139H217V140H216L217 143H213V142H215V141H210V143H209ZM226 139H227V140H226ZM87 140H88V138H87ZM73 142H75V144H74ZM86 142H87V143H86ZM104 142H105V141H104ZM119 142H120V141H119ZM84 143H85V145H84ZM105 143H106V142H105ZM109 143H110V142H109ZM114 143H116V142H114ZM71 144H74V146L72 147ZM77 144H78L79 146H77ZM86 144H88V145H86ZM212 144H213V145H212ZM220 144H222V143H220ZM228 144H229V143H228ZM82 145H83V146H82ZM100 145H101V146H100ZM104 145H103V146H104ZM211 145H212V146H211ZM225 145H227V144L225 143L223 146H225ZM70 146H71V147H70ZM80 146H81L82 148H81ZM109 146H110V147H109ZM113 146H114V148H111V147H113ZM120 146L123 147V149L120 148ZM115 147H116V148H115ZM2 148H3V147H1V150H2ZM5 148H6V147H5ZM11 148H12L13 150H14V149H15V150L18 149V147H17V148H15V147H11ZM71 148L73 149V151H75V150L77 149V150L75 151L76 154H75V152L72 151ZM107 148H109V149L107 150ZM3 149H4V148H3ZM13 150H12V151H13ZM15 150H14V151H15ZM69 150H70V151H69ZM114 150H115V152H117V153H118V152H121V150H123V151H122L121 153H119V154H120V155H119V154L114 153ZM128 150H129V151H128ZM2 151H3V150H2ZM66 151H68V152H66ZM71 151H72V153H71ZM104 151H105V152H104ZM106 151H107L109 154H110V151H111L112 154L108 155ZM112 151H113V152H112ZM124 151H125V152H124ZM0 152H1V151H0ZM4 152H5V149H4V151L1 153V155H4ZM206 152H207V153H206ZM210 152H211V155H212V153H213L212 150H210V149H206V151L203 152L204 154L206 153V158H204L205 156H203L204 154L202 153L203 155H201L199 161H201V163H203V164H204V162H205L206 165H205V164H204V165L206 166V168H205V166H204V167H203L204 169H207V170H208V168H210V167H208V166H209L208 164H211V163H212V165H213V167H212V171L220 170V167H221V166H220V167L217 166V167H218V168H217V167H216V164H215V161H212V160H217L216 163H217V162L219 163V161H220V164H221V162H223V161L221 160L222 157H221L220 159H219V158H218V159H216V158L214 159V156H211V155L209 154ZM66 153H67V154H66ZM73 153H74V154H73ZM124 153H126V154H125L124 156H122ZM106 154H107V155H106ZM115 154H116V155H115ZM121 154H122V155H121ZM105 155H106L107 158L105 157ZM130 155H131V154H130ZM67 156H65V157H67ZM98 156H99V157H98ZM112 156H113V157L116 156L115 159H116L117 161H116ZM119 156H120V157H119ZM222 156H224V155H222ZM95 157H96V158H95ZM108 157H109V159H110L111 162L108 161V160H109ZM110 157H111V158H110ZM117 157H118L119 160L117 159ZM127 157H128L129 160H131V156L127 155ZM210 157H211V158H210ZM212 157H213V159H212ZM69 158L71 159V161H74V162H71ZM120 158H121V159H122V158H124V159L126 158V159H125V161H124V159H123V162H121L122 160H120ZM66 159H67V158H66ZM104 159H105V160H104ZM106 159H107V160H106ZM113 159H114L115 161H114ZM210 159H211V160H210ZM95 160H96V161H95ZM69 161H70L71 164L69 163ZM80 161L83 163V164L81 163V165H82L83 167L79 165V164H80ZM92 161H93L94 164L92 163ZM105 161H106V162H105ZM107 161H108V162H107ZM112 161H114V162H112ZM202 161H203V162H202ZM209 161H210V163H209ZM96 162H97L98 164H97ZM125 162H126V163H125ZM206 162H207V163H206ZM102 163H103V164H102ZM104 163H105V164H104ZM106 163H107V164H106ZM118 163H119V164H118ZM121 163H124V165L121 164ZM75 164L78 166V168L75 166ZM100 164H101V165H100ZM214 164H215V165H214ZM70 165H71V167H70ZM113 165H114V166H113ZM207 165H208V166H207ZM217 165H218V164H217ZM67 166H68V167H67ZM74 166L76 167V170H75ZM79 166H80L81 168H80ZM118 166H119V167H118ZM116 167H118V168H116ZM207 167H208V168H207ZM215 167H216L217 169H216ZM119 168H120V169L122 168L121 175H120V172H119V171H121V170H120ZM123 168H124V169H123ZM77 169H78V171H77ZM114 169H115V170H114ZM118 169H119V170H118ZM214 169H215V170H214ZM113 170H114L115 172H113ZM117 170H118V171H117ZM125 170H126V171H125ZM128 170H129V171H128ZM209 170H211V168H210ZM209 170H208V171H209ZM66 171H67V172H66ZM79 171H80V172H79ZM87 171H88V172H87ZM116 171H117V172H116ZM123 171H124L125 173H124ZM64 172H65L66 174H64ZM68 172H69L71 175H69ZM77 172L81 173V175H83V176H81V175H79V174L76 176ZM83 172L85 173V177H84V173H83ZM105 172H106V174H103V173H105ZM67 173H68V174H67ZM86 173L89 174V175L87 176ZM98 173H100V174H98ZM101 173H102V174H101ZM72 174H74V176H72ZM92 174H93V175H92ZM97 174H98V175H97ZM66 175H67V176H66ZM119 175H120V176H119ZM80 176H81V177H80ZM86 176H87V177H86ZM116 176H117V178L115 179L114 177H116ZM126 176H128V177H126ZM131 176H132V174H131ZM209 176H211V174H210ZM78 177H77V179H79ZM89 177H88V178H89ZM97 177H98V178H97ZM118 177H119V178H118ZM132 177H133V176H132ZM132 177H131V178H132ZM68 178H70V179H68ZM88 178H87V179H88ZM92 178H91V179H92ZM87 179H86V180H87ZM106 179H107V178H106ZM109 179H107V180H109ZM112 179H111V180H112ZM103 180H105V179H103ZM87 181H88V180H87ZM89 181H90V180H89ZM114 189H115V188H114ZM129 211H130V210H129ZM129 211H128V212H129ZM128 212H127V213H128ZM129 213H130V212H129ZM130 214H131V213H130ZM130 214H128V215L126 214V215L129 217ZM115 215H116V214H114V216H115ZM119 216H120V215H119ZM127 216H126V218H127L128 220H130V218H128ZM116 217H117V215H116ZM116 217H114V218H116ZM130 217H131V216H130ZM119 218H120V217H119ZM124 218H125V217H124ZM116 219H117V221H118V218H116ZM116 219H114V220H116ZM127 219H125V220H127ZM128 220H127V221H128ZM127 221H125V224L127 223V225H128V222H127ZM49 224H50L49 226L51 227V229H55V228L58 229V224H57L56 222L51 221ZM56 224H57V225H56ZM129 224H130V223H129ZM127 225H126V226H127ZM54 226H55V227H54ZM128 226H129V225H128ZM127 228H128V227H127ZM128 229H129V228H128ZM120 230H121V229H120ZM126 231H127V229H126ZM122 232H123V231H121V235H120V236H122ZM127 233H129V232H127ZM116 234H117V232H116L115 235H113L112 237H115V236H116L115 238H116L117 240H116L115 238H114L115 241H114V239H111L112 241H114V243H112V242H111V243H112L113 245H117V246H113V245L111 244V245H112L111 249H112V248H113V249L111 250L112 253H111V252H110V253H111V255H113L112 258L114 257V258L118 259L119 257H121V256H119V255L121 254V252H123V251L120 252V250H121L123 247H121V246H120L121 244H119V243L121 242V240H120V239L118 240V238H120V237L117 238V235L120 234V232H119L117 235H116ZM124 234H125V231H124ZM125 235H128V234H125ZM125 237H126V239H128L127 236H125ZM118 241H119V242H118ZM115 242H116V243H115ZM118 245H119L120 247H119ZM117 247H119L120 250H118ZM128 247H129V244H128ZM124 249H125V248H123L122 250H124ZM126 249H129V248L126 247ZM113 250H115V251L113 252ZM129 251H130V250H129ZM129 251H127V252H129ZM115 252H116V253H115ZM117 252H118V253H117ZM127 252H126V253H127ZM117 254H118V255H117ZM111 255H110V256H111ZM116 255H117V256H116ZM124 255H125V252H124ZM128 255H129V253L126 254L125 257H128ZM118 256H119V257H118ZM110 258H111V257H110ZM114 258H113V259H114ZM109 260H110V259H109ZM114 260H115V259H114ZM114 260H113V261H114ZM107 262H108V261H107ZM111 262H112V259L110 260V264H114V263H111Z\"/></svg>",
    "mask_w": 264,
    "mask_h": 264
}]
</instances>
